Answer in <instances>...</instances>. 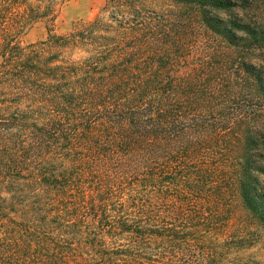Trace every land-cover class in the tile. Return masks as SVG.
<instances>
[{
	"label": "trees",
	"instance_id": "1",
	"mask_svg": "<svg viewBox=\"0 0 264 264\" xmlns=\"http://www.w3.org/2000/svg\"><path fill=\"white\" fill-rule=\"evenodd\" d=\"M65 2L0 0V264H244L227 208L264 229V34L216 0H107L57 33Z\"/></svg>",
	"mask_w": 264,
	"mask_h": 264
},
{
	"label": "rangeland",
	"instance_id": "2",
	"mask_svg": "<svg viewBox=\"0 0 264 264\" xmlns=\"http://www.w3.org/2000/svg\"><path fill=\"white\" fill-rule=\"evenodd\" d=\"M155 3L156 0H146ZM208 3L205 9L206 15L223 21L244 20L252 28L260 30L264 34V0H216ZM160 3H157L160 6ZM216 4V3H215ZM158 9V7H157ZM107 0H66L61 6L58 17L54 23L57 33L69 32L74 23L78 21L90 22L99 17H109ZM49 24L39 23L30 28L22 38L24 45H30L45 40L48 36ZM237 39L242 38L241 32L235 30ZM232 34V37L234 36ZM259 49L255 52L256 64H261L264 71V41L256 44ZM264 74V72H263ZM259 129L264 128V119L256 125ZM264 180V177H263ZM264 197V191L260 192ZM227 217L230 218L231 232L244 239L245 249L241 254L245 257L244 264H264V229L244 210L238 201H233L227 208Z\"/></svg>",
	"mask_w": 264,
	"mask_h": 264
}]
</instances>
